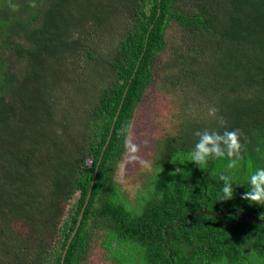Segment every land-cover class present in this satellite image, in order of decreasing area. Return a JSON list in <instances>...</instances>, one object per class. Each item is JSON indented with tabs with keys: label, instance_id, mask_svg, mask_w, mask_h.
Returning <instances> with one entry per match:
<instances>
[{
	"label": "trees",
	"instance_id": "obj_1",
	"mask_svg": "<svg viewBox=\"0 0 264 264\" xmlns=\"http://www.w3.org/2000/svg\"><path fill=\"white\" fill-rule=\"evenodd\" d=\"M18 1L0 0L23 62L14 73L0 54V264H85L95 240L110 264H264V225L194 216L264 220L242 199L264 167V0ZM163 53L184 121L130 199L117 175ZM212 107L241 133L237 169L189 159L197 130L223 131ZM226 171L242 187L219 202Z\"/></svg>",
	"mask_w": 264,
	"mask_h": 264
},
{
	"label": "rangeland",
	"instance_id": "obj_2",
	"mask_svg": "<svg viewBox=\"0 0 264 264\" xmlns=\"http://www.w3.org/2000/svg\"><path fill=\"white\" fill-rule=\"evenodd\" d=\"M19 3H21V0L13 5L17 7L19 5L20 7ZM15 7L12 6L9 9L7 6L6 11L14 14L15 12L11 11L16 10ZM178 32V28H172L168 34L169 38H177ZM2 36H5V34L0 32V54H4L6 57L10 58L11 70L18 74L20 70L23 69V62L18 61L12 50L10 51L4 48V38H2ZM8 38L17 42H22L17 36ZM170 55L169 53H163L158 60L155 69V82L144 94L136 109L134 120L129 129L128 139L130 138L132 143L137 145V155L140 156L142 161L146 162L141 163V161L138 160L120 164L117 179L122 184L123 190L130 199H134L144 176L152 171L151 166L155 159L154 155H156L157 145L168 136L174 135L177 127L184 121L182 120V111L180 106H178V102L181 101V98L178 96L179 93L176 94L173 92L174 94H170L167 91L168 84L164 83L163 67ZM182 108L185 111L190 110V107L188 110H186L184 106H182ZM189 115H191V113ZM129 155L132 154L129 153ZM99 243V240L94 241L92 253L85 264H110L104 259L105 252L100 248Z\"/></svg>",
	"mask_w": 264,
	"mask_h": 264
},
{
	"label": "clouds",
	"instance_id": "obj_3",
	"mask_svg": "<svg viewBox=\"0 0 264 264\" xmlns=\"http://www.w3.org/2000/svg\"><path fill=\"white\" fill-rule=\"evenodd\" d=\"M209 115L218 120L223 131L197 130L195 135L198 137V140L190 152L189 159L201 169H205L209 166L210 161L227 157L230 160L228 169H237L244 159V144L241 140L240 131L226 127L227 121L219 114L217 108H210ZM125 144L127 151L125 159L121 161V164L138 160L141 163H146L137 155L138 147L132 143L130 138L125 140ZM129 153L132 155H129ZM219 179L223 181V184L217 196L218 201L233 200L236 196V188L242 187L237 181L236 176L232 171H226L220 174ZM245 179L249 187L242 194V199L252 205L264 207V167H257L254 171H250Z\"/></svg>",
	"mask_w": 264,
	"mask_h": 264
},
{
	"label": "water",
	"instance_id": "obj_4",
	"mask_svg": "<svg viewBox=\"0 0 264 264\" xmlns=\"http://www.w3.org/2000/svg\"><path fill=\"white\" fill-rule=\"evenodd\" d=\"M88 201H89V199H88ZM199 214H209V215H211V216H221V215H228V214H232V215H240V216L245 217V218H246L247 220H249L250 222H253V223H256V224L264 225V220H257V219H254V218H252L250 215H248L247 213L242 212V211H237V210L228 211V212H225V213H219V214H211V213H208V212L204 211V212L197 213V214H195L194 216L199 215ZM82 215H83V214H81V216H80V219H79V222H78V226H77V228H78L79 225H80V221H81V219H82ZM184 220H186V219H184ZM184 220H181L180 222H182V221H184ZM180 222L175 223L174 225L167 227V229L165 230V235L167 236V232H168V230H171L172 228L178 226V224H179ZM75 232H76V231H75ZM74 234H75V233H74ZM167 238H168V236H167ZM168 241H169V238L167 239L165 245H167Z\"/></svg>",
	"mask_w": 264,
	"mask_h": 264
},
{
	"label": "bare ground",
	"instance_id": "obj_5",
	"mask_svg": "<svg viewBox=\"0 0 264 264\" xmlns=\"http://www.w3.org/2000/svg\"><path fill=\"white\" fill-rule=\"evenodd\" d=\"M66 259V258H65Z\"/></svg>",
	"mask_w": 264,
	"mask_h": 264
}]
</instances>
